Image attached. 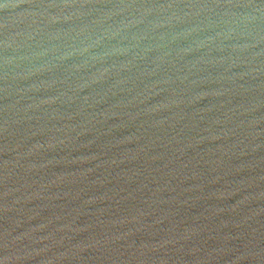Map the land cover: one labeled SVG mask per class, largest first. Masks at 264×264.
I'll return each instance as SVG.
<instances>
[{
    "label": "water",
    "instance_id": "water-1",
    "mask_svg": "<svg viewBox=\"0 0 264 264\" xmlns=\"http://www.w3.org/2000/svg\"><path fill=\"white\" fill-rule=\"evenodd\" d=\"M0 264H264V0H0Z\"/></svg>",
    "mask_w": 264,
    "mask_h": 264
}]
</instances>
